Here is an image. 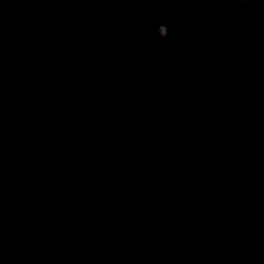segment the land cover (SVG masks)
<instances>
[{"label":"water","instance_id":"obj_1","mask_svg":"<svg viewBox=\"0 0 264 264\" xmlns=\"http://www.w3.org/2000/svg\"><path fill=\"white\" fill-rule=\"evenodd\" d=\"M0 264H264V0H0Z\"/></svg>","mask_w":264,"mask_h":264},{"label":"clouds","instance_id":"obj_2","mask_svg":"<svg viewBox=\"0 0 264 264\" xmlns=\"http://www.w3.org/2000/svg\"><path fill=\"white\" fill-rule=\"evenodd\" d=\"M239 3L241 5H247L249 3V0H239Z\"/></svg>","mask_w":264,"mask_h":264}]
</instances>
